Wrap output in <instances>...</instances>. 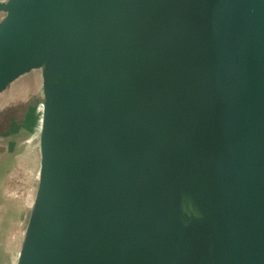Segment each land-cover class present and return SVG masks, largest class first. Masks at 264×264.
Returning a JSON list of instances; mask_svg holds the SVG:
<instances>
[{"label":"water","instance_id":"obj_1","mask_svg":"<svg viewBox=\"0 0 264 264\" xmlns=\"http://www.w3.org/2000/svg\"><path fill=\"white\" fill-rule=\"evenodd\" d=\"M0 13V96L42 78L17 264H264V0Z\"/></svg>","mask_w":264,"mask_h":264},{"label":"rangeland","instance_id":"obj_2","mask_svg":"<svg viewBox=\"0 0 264 264\" xmlns=\"http://www.w3.org/2000/svg\"><path fill=\"white\" fill-rule=\"evenodd\" d=\"M42 98L39 71L0 96V264H17L35 199Z\"/></svg>","mask_w":264,"mask_h":264},{"label":"crops","instance_id":"obj_3","mask_svg":"<svg viewBox=\"0 0 264 264\" xmlns=\"http://www.w3.org/2000/svg\"><path fill=\"white\" fill-rule=\"evenodd\" d=\"M0 1H4V0H0Z\"/></svg>","mask_w":264,"mask_h":264}]
</instances>
